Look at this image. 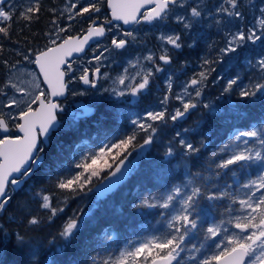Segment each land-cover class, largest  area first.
Wrapping results in <instances>:
<instances>
[{
	"label": "snow or ice",
	"instance_id": "1",
	"mask_svg": "<svg viewBox=\"0 0 264 264\" xmlns=\"http://www.w3.org/2000/svg\"><path fill=\"white\" fill-rule=\"evenodd\" d=\"M100 2L102 0H92V2L78 6V3L70 0L59 14L56 9H50L49 11L55 16V19L51 21L52 30L46 33L51 46L33 50L31 55L25 54L23 57L28 63L35 65L39 73L31 74L32 79L27 82L28 86H22L24 82H12L11 79L0 86V130L4 133L0 136V214L7 210L9 202L13 199V193L23 191L24 184L42 163V154L47 145L51 143L52 133L59 131L63 126L57 119V112L63 111V108L55 98L65 96L68 84L71 82L70 79L66 80L67 74L72 69L71 64L65 58L73 52H83L84 45L89 40L105 36V27L103 25L97 27L96 21L92 19L93 13L101 11L98 6ZM107 5L111 9L112 18L117 21L122 20L124 24H139L140 20L137 16L140 15V10L145 5H153L150 11L142 15L146 23L152 24L155 21L163 24L169 15L173 14L176 22L183 24L185 29H190L194 20L199 22L205 15L211 16L218 25L224 21L229 24L233 21H243L244 13L241 9L246 7L243 0H221L213 15L211 10L205 13L198 3L193 6L189 0H107ZM247 7L255 8L256 5L250 0ZM176 9H182L187 14H177ZM257 10L259 11V16L256 17L258 26L250 27L247 31L237 30L235 33H229L230 38L227 40L226 47L220 49L222 55L235 53L244 42L255 43L264 39V7H259ZM40 11L41 0H0V36H9L11 24L17 20H24L29 24L38 20ZM65 12L68 13V20L87 16L91 21L83 39L70 35L61 36V33H65L67 29L60 26L58 21ZM217 16L223 17L224 20L217 19ZM136 39L133 32L126 31L123 33V38L114 37L111 44L114 49H125ZM159 39L162 44L171 45L173 49L182 47L179 35L162 34ZM104 51L110 50L106 48ZM103 55L104 53L101 52L94 59L99 62ZM143 59L152 66L147 69L141 68L132 77L127 76L128 70L125 69V74L115 81L118 85H124V88L119 90L113 88L114 96L138 97L149 88L154 72L164 71L156 61L159 60L165 65L172 62L166 47L162 48L158 57L150 52ZM4 63L10 70L16 67V65L9 66L7 61ZM210 63L208 60L204 61L205 65ZM139 64V60L129 62L132 68H136ZM256 67L264 74V57L256 61ZM212 71L215 69L209 67L199 72L183 83L182 91L178 93H173V80L169 75L166 79L167 92L159 102L162 110L148 111L143 120L133 119L131 123L135 125V128L132 134L116 142L104 144L95 152L82 155L81 160L74 164L75 168L82 169V171L59 179L56 187L71 193L83 192L85 185L90 184L93 177H98L101 171L109 169L104 181L100 182V187L95 191L88 189L89 192H93V198L99 202L102 197L120 185L125 176L135 167L134 161L140 159L144 155V150L153 144L157 132L155 122L167 123V120L173 122L181 120L191 110L198 107V103L193 101L201 97ZM99 72L100 69L97 67L94 75ZM137 77L139 80L135 84L131 86L125 84L126 80H136ZM79 79L85 85L96 86L95 81L89 78L87 70ZM240 79L238 74L230 78L222 95L231 93L233 86L238 85ZM41 84L47 87H41ZM189 89L192 91L190 92ZM258 93L264 95V82L241 87L239 96L241 98L255 97ZM76 94L84 95L83 92ZM171 99L179 101L181 107L169 113L167 105ZM77 107L78 111L70 114L72 123L67 126L69 131L75 130L76 122L81 118L93 114L87 106ZM203 107L209 109L210 114L217 111L210 104H204ZM13 128L16 135L9 134ZM140 131L146 133L143 144L138 145L140 151L137 152V156L129 160L132 152L128 151V148L133 145ZM187 131L185 129V132ZM176 136L181 137V133L177 132ZM178 142L182 149V156L187 158L184 181L164 192L149 193L135 205L146 209H162L161 220L158 223L163 224L164 230L143 242H129L130 247L120 251L118 258L109 257L97 260V256H88L86 257L87 264H129V258L132 264H147L150 256L152 257L150 264H264V119L250 124L247 130H237L229 138V142L218 150L223 155L216 163V171L212 176H204L199 171L193 173L191 167H195L199 161L200 148L185 138L179 139ZM250 142L252 146H249ZM133 150H136V146H133ZM164 156V162L175 157L171 143L166 148ZM107 158H110L112 163H109ZM252 165H257L254 178L240 183L238 172L247 170ZM85 173L88 175L85 176ZM228 173H231L237 185L235 192L231 190L232 185L228 184L222 187L212 185L216 187V191H211L208 181L213 177L219 178ZM31 199L37 200L39 207L49 212V220L58 212L64 211L63 208L53 207L52 195L44 193L43 190L35 192ZM204 200L208 201L212 207H215L214 202L218 201L228 200L230 203L223 205L224 213L217 221L211 218V213L207 209L201 208V201ZM233 205H239V207L235 208ZM21 211H26V223L33 231L41 229L44 223L43 217L33 215L31 210H26L23 205H21ZM202 212L203 215H201ZM85 215L87 214L81 213L69 218L58 233L60 244H57L56 237H52L47 241L46 249L43 243L36 242L35 238L20 232L10 235L4 226L0 225V264H6L11 236L15 237L12 246L14 254L12 264H84L75 257L66 259V255L73 241L82 231L81 225L84 223L83 216ZM224 216H227V219H224ZM209 218H211V223L205 230L204 223ZM226 225H231L239 231L230 232ZM201 233H203V241L198 245L193 243V240L199 239ZM103 238L112 239V236L106 230ZM202 250L212 252V254L203 255ZM138 257L142 259H137Z\"/></svg>",
	"mask_w": 264,
	"mask_h": 264
},
{
	"label": "trees",
	"instance_id": "2",
	"mask_svg": "<svg viewBox=\"0 0 264 264\" xmlns=\"http://www.w3.org/2000/svg\"><path fill=\"white\" fill-rule=\"evenodd\" d=\"M61 1L44 0L41 3L38 20H34L30 24L24 20H17L11 24L9 36H0V86H3L10 71L9 67L5 66V61L9 66L24 64L26 61L20 57L17 58V53H32L33 50L44 49L50 45L46 33L52 30L51 21L55 19V16L49 10L54 8L59 14ZM63 17L61 16L58 21L60 26ZM92 19H94L93 16ZM89 21L87 16L77 17L63 36L83 34ZM237 23L238 21H235L233 28L237 27ZM146 37L149 45L157 46L156 39L149 35ZM202 41L201 43L196 41L194 46L182 47L177 51L171 64L168 65V69L163 66L164 71L154 72L149 88L138 98L102 97L92 103L94 113L89 117L81 118L76 122L75 130L69 131L67 126L72 123V118L70 110L67 109L69 108L68 103L72 104L71 88L69 98L61 103V105L66 104L65 109L58 112L63 126L59 131L52 133L51 143L45 148L40 168L38 167L24 184L23 191L13 193V199L9 202L7 210L0 214V225H3L10 235L20 232L35 238V241L42 242L46 249L47 241L52 237H56L57 244H60L58 233L69 218L86 213L87 215L83 216L82 231L77 235L66 255V259L75 257L84 264H87L86 257L88 256H97V260L109 257L118 258L120 251L130 247L129 242H143L152 235L163 231V224L158 223L161 220L162 209H146L135 205L149 193L164 192L173 185H179L184 181L185 175L171 165V159L164 162V154L169 143H171L175 154L182 155V149L178 142L181 138L177 137L176 133L181 131L182 138L200 148L199 161L196 166L191 167L189 164L191 171L193 173L199 171L204 176H212L216 171V163L221 159L219 156H215L220 153L218 150L229 142V138L237 130H247L250 124L264 119V95L258 93L255 97L248 98L239 96L241 87L264 82L262 79L264 74L256 67V61L264 57V39L255 43L244 42L235 53L227 55H222L220 52L225 44L224 40L219 39V42L214 46L217 38H213L209 33V37H204ZM121 51L118 50V52ZM118 56L120 57V55ZM125 56L122 55L118 60L124 59ZM205 60L211 63L205 65ZM209 67L214 68L215 71H212L208 76L207 86L203 88L201 97L193 101L198 103V107L191 110L183 120L175 122L167 120V123L155 122L154 126L157 128V132L153 144L144 150V155L135 161V167L129 177L113 192L97 202L93 198V192L88 191L107 175L109 169H104L98 177H93L92 182L85 185L83 192L71 193L56 187L59 179L82 171V169L74 167V164L81 160L82 155L95 152L104 144L116 142L132 134L135 125L131 121L158 106L157 104H160L161 98L166 94L167 70L168 76H172L174 90L176 79L178 81L195 76ZM237 74L241 77L238 85L233 86L231 93L222 95L227 81ZM77 83L79 84V82ZM207 100L215 102L217 109L215 113L210 114L209 109L203 107ZM169 102L173 104L174 101L171 99ZM178 105L180 104L176 102L175 107ZM175 107L170 106V110ZM185 129L188 131L185 132ZM9 134L16 135L17 133L13 128ZM145 136L146 133L138 132L133 145L128 148V151L132 152V156L137 151L138 145L143 144ZM133 146H136L135 151ZM249 146H252L251 142ZM107 159L109 163H112L110 158ZM209 169L211 171H208ZM256 170L257 165H252L249 169L238 172L239 182L244 183L247 179L254 178ZM87 175L88 173H85V176ZM208 184L213 192L216 191V187H212V185L218 187L225 184L232 185L233 192L237 187L231 173L219 178L213 177L208 181ZM40 190L52 195L53 207L64 209L51 220L48 219L49 212L41 209L37 200L31 199L32 195ZM214 203L216 206L212 207L208 201H201V208L207 209L211 213V218L219 221L221 214L224 213L223 205H227L230 201ZM21 205L26 210L30 209L33 215H40L44 218L40 230L33 231L27 225L26 211H21ZM233 207L238 208L239 205H233ZM211 218L205 221V230L211 223ZM224 219H227V216H224ZM232 229L238 232L234 227ZM106 230L112 239L103 238ZM98 237L100 239H97ZM14 240L15 237L11 236L6 264H12L14 259L12 252ZM202 241L203 233L200 234L198 240H193V243L198 245ZM206 252L212 253L202 250L203 255ZM151 258L150 256L147 264ZM137 259H142V257ZM129 264H132V261H129Z\"/></svg>",
	"mask_w": 264,
	"mask_h": 264
},
{
	"label": "rangeland",
	"instance_id": "3",
	"mask_svg": "<svg viewBox=\"0 0 264 264\" xmlns=\"http://www.w3.org/2000/svg\"><path fill=\"white\" fill-rule=\"evenodd\" d=\"M61 4H62V1H61ZM60 8H62V6ZM65 19L66 18L63 17V22H62L61 26L68 29V27L70 25L65 23ZM142 23H144V21ZM254 24L257 25V21L254 22ZM168 26L172 27V28H177L176 25H174V24L171 25L170 23H168ZM237 30H240V29L234 30L233 33H235ZM126 31L133 32V34L136 36L137 39L135 42L130 43L125 50L118 52V50L114 49L113 46L106 47L109 43H107V41L105 40L104 42L94 46L90 50V52L87 53L84 57L79 58L77 60H74L70 63L72 70H71V72L68 73L69 76H68L67 80L70 79V81H71L69 83L70 89L72 88L71 89V92H72L71 93V97H72L71 100H75V99L79 98V99H83L85 102H87L89 104H92L94 101L99 100L102 97H110V98H114V99L120 98V97H116L112 94V89L116 88L119 90V89L124 88V85H118L115 83V81L117 80V78L119 76H121L122 74H125L124 70L127 69L128 70L127 76L132 77L135 75V73L137 71H140L141 68L147 69L148 67H151L149 62H147L143 59L145 56H147L149 54V50H147V49L148 48L152 49V46H149V43L146 41L147 37L145 38L141 34V36L143 38L138 39L140 32L136 29L125 30V31H121V30L114 31V35H115L114 37L117 38L116 36H121L120 38H123V33ZM65 33H61V36L63 37V35ZM161 35H159V34L155 35L156 41L160 40L159 37ZM168 35H174V34L170 33ZM179 36H180V34H179ZM110 43H111V41H110ZM106 48L109 49L110 51L105 52L104 49H106ZM101 52H103L104 55L101 58V60L98 62L94 59V57L97 55H100ZM26 54L31 55L30 52L29 53L27 52ZM118 55H120V57ZM122 55H126L125 58L118 60L121 58ZM112 58H114V59H112ZM136 60H139L140 64L136 68L130 67L129 62L130 61L135 62ZM114 66H115V69H114ZM97 67H99V69H102V68L105 69V70H103L102 73L100 72V74H99V76H101V78L99 80L98 87L95 90L84 89V88L80 87V85H78V83H77L79 76L83 75L85 70L90 71V73H93V71ZM32 73L38 74L37 71L35 70L33 64L26 62V64L16 65L15 68H12L9 71L7 78H6V82L9 79H11L12 82H16V83L24 82L22 84V86H28L27 82L32 79V75H31ZM193 76H190L189 78H184V79H181L178 81L176 79V82H177L176 84H178V86L176 87V89L173 90V93L181 92L182 91L181 85L183 83L187 82ZM138 80H139V77H137L136 80H130L129 79V80L125 81V84L131 86V85L135 84L136 82H138ZM41 87H44L43 84H41ZM105 90H107V91H105ZM189 91L191 92L192 90L189 89ZM81 92H83L84 95L76 94V93H81ZM127 96H130L131 99H134V97H132L131 95H125L123 97H127ZM173 101H174L173 104H171L170 102L168 103V105H167L168 111L170 110V106L175 107L176 102L179 103V101H176L175 99H173ZM206 104H210V105H213L215 107V102H213V101L207 100ZM65 105L66 104L61 105L63 109H65ZM68 105H69V108L67 110L73 109V107H71V105L69 103H68ZM157 105L158 106H156L155 108L150 109L148 111L162 110V106L160 104H157ZM178 107H181V104L176 106L175 108H178ZM175 108L170 110V113H172ZM147 112H145L143 115H141L140 117H137L135 119L143 120L145 118ZM146 122L152 123V121H146ZM138 151H140L139 148L135 152L134 156H131V159H133V157L137 156ZM228 228H229V226H228ZM204 255L210 256V253L206 252ZM129 261H131V258H129Z\"/></svg>",
	"mask_w": 264,
	"mask_h": 264
},
{
	"label": "flooded vegetation",
	"instance_id": "4",
	"mask_svg": "<svg viewBox=\"0 0 264 264\" xmlns=\"http://www.w3.org/2000/svg\"><path fill=\"white\" fill-rule=\"evenodd\" d=\"M43 1L44 0H41V3ZM49 1H54V0H49ZM69 2H70V0H62V4H61L62 8H59V10L63 11L65 9L66 5L69 4ZM71 2L78 3V6H79L80 4H87L89 2H92V0H71ZM220 2H221V0H189V3H191L193 6H196L198 3L199 6L201 7L202 11H204L205 13H207L208 10H211L213 15H215V8L220 4ZM251 2L255 3V5H256L255 8L247 7L250 3V0H243V3L246 6L245 8L241 9V11L244 13V20L238 21L236 29L247 31L248 28L253 27V26H257L256 24H254V22H256V17L259 16V11L257 9L259 7H264V0H251ZM98 6L100 7L101 11L99 13H93L92 14L94 20L96 21V24H102V25L106 26L107 29H111V31L122 30L121 24L113 23L111 21L110 11H109L108 5H107V0H102V2L98 3ZM152 7L144 10L141 13L140 18H139V20H140L139 24H134L131 28H129L127 30L136 29L139 32L153 33L155 35H157V34L168 35L170 33H173L174 35L180 34L182 47H187V48L189 47V45H193L196 41H200V43L203 42L202 40L204 39V37H209V33L212 34L213 38L214 37L217 38V42H214L213 45L215 46L219 42V39H222L225 41V44L223 45V48H224V47H226L227 40L229 39V33H233L234 30H236L235 28H233V26H235V21H233L230 24L226 23V21H224L218 25L215 22V20L212 19V17L208 16V15H205L202 19L199 20V22H196L194 20L192 23V27L190 29H185L183 27V24L177 23L173 14H170L169 18L163 24H161L159 22H155V21L152 24H149V23H146L142 19V15L146 11H150ZM175 11L177 14H181V15L187 14L182 9H176ZM67 15H68V13H66V12L63 15L66 18L65 23L69 24V25L74 24L76 19L75 20H68ZM216 18L221 19L222 21L224 20V18L220 17V16H217ZM109 21H111V23H108ZM143 21H144V23H142ZM90 23H91V21H89V24ZM168 23H170L171 25H173V24L176 25L177 28L169 27ZM11 30H13V29H11ZM105 39H106L107 43H109L106 47L112 46L110 41H112L113 38H110V37L107 38L106 37ZM164 47H166L168 49V52H169V55L171 56V59L175 56L177 51L182 49V47L180 49H173L171 45H164V44H162V41H161V45L159 46V49H157L156 47H152V49L148 48L147 50H149V53L151 52V53L155 54V56L158 57L161 54L162 48H164ZM13 53H17V52H13ZM17 54H18L16 56L17 58L20 57L21 59H24L23 57L26 53L19 52ZM112 59H114V58H112ZM156 63L159 64V66L161 68H163V66H165L166 69H168V65L163 64V62H161L159 60H157ZM103 70H105V69L103 68L102 71ZM179 132L181 133L180 138H182L183 134L181 131H179ZM222 155L223 154H221V153L215 154V156H219L220 158H222ZM185 160H186V157L182 156L181 154H175V157L172 158L170 162H171V165L176 170H178L183 175H185ZM228 226L229 225H226V227H228ZM229 231L230 232L233 231V229L230 226H229Z\"/></svg>",
	"mask_w": 264,
	"mask_h": 264
},
{
	"label": "water",
	"instance_id": "5",
	"mask_svg": "<svg viewBox=\"0 0 264 264\" xmlns=\"http://www.w3.org/2000/svg\"><path fill=\"white\" fill-rule=\"evenodd\" d=\"M152 6H153V5H145V7L142 8V9L140 10V15H141V13H142L145 9H147V8H149V7H152ZM108 9H109V11H110V18H111V21H112L113 23H120L124 29H128V28H130L131 26H133V25L135 24V23L124 24L122 20H121V21L114 20V19L112 18L111 9H110L109 7H108ZM140 15L137 16V19H139ZM101 25H102V24H100V25H99V24H96L97 27H99V26H101ZM103 26H104V25H103ZM88 27H89V26H88ZM104 27H105V26H104ZM105 29H106V34H105L104 37L93 38V40H89L88 43H87L86 45H84V51H83V52H80V53L73 52L70 56L66 57L65 59L68 61V63L71 62V61H73L74 59H78V58H80V57H83V56L87 53V51L91 49V47H92L94 44H96V43L102 41V40L108 35V30H107L106 27H105ZM87 30H88V28H87ZM87 30H86L82 35H80V34H76V35H71V36H76V37H79L80 39H83L84 36H86V34H87ZM60 42H62V41H60ZM34 67H35L36 71L39 73L38 68H37L35 65H34ZM62 70H63V67H62ZM100 71H101V69H100ZM87 73H88V75H89V78L91 79V73H90V71H87ZM94 73H95V70L93 71V80L95 81V84H96V86H97V81H98V79H99V74H100V72H99V74H96V75H94ZM40 79L42 80V77H40ZM66 80H67V76H66ZM79 80H80V79H79ZM43 85H44V84H43ZM80 85H81L83 88H86V89H87V88H92V89L96 88V86H95V87H91L90 85H85V84H83V82H82L81 80H80ZM44 87L46 88L47 86L44 85ZM68 94H69V90L67 91V93H66L65 96L58 97V98H55V99L60 103V101L65 100V99L68 97ZM73 105H74V109L71 111V113H73V112H75V111H78V107H77V106H79V105L87 106V108H88L89 110H91L92 113H94V107H93L92 105H90V104H87L84 100H76V101H74ZM186 116H187V115H186ZM186 116H185L184 118H182V119H185ZM57 119L61 122V120H60L59 117H58V114H57ZM0 131H1V134H4L2 130H0ZM42 156H43V154H42ZM129 160H130V158H129ZM130 167H131V166H130ZM130 173H131V171L129 172L128 175L125 176V178H124L123 181H125V180L127 179V177L130 175ZM106 176H107V175H106ZM106 176H105V177H106ZM105 177H104V178H105ZM104 178H103L101 181H104ZM101 181H99V182L94 186V188H93L94 191H95L98 187H100V182H101ZM123 181H122V182H123ZM122 182H121V183H122ZM121 183H120V184H121ZM118 186H119V185H118ZM118 186H117V187H118ZM117 187H116V188H117ZM116 188H115V189H116ZM115 189H114V190H115ZM150 262H151V261H150ZM149 264H150V263H149Z\"/></svg>",
	"mask_w": 264,
	"mask_h": 264
},
{
	"label": "bare ground",
	"instance_id": "6",
	"mask_svg": "<svg viewBox=\"0 0 264 264\" xmlns=\"http://www.w3.org/2000/svg\"><path fill=\"white\" fill-rule=\"evenodd\" d=\"M158 91H159V90H158ZM159 92H160V91H159ZM160 94H161V93H160ZM46 148H47V147H46ZM43 154H45V153H43ZM44 156H45V155H44ZM39 168H40V167H39ZM108 172H109V171H108ZM108 172H107V173H108ZM105 175H106V174H105Z\"/></svg>",
	"mask_w": 264,
	"mask_h": 264
}]
</instances>
